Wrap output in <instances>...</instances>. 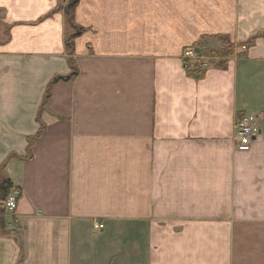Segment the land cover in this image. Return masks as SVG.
<instances>
[{"label":"crops","instance_id":"1","mask_svg":"<svg viewBox=\"0 0 264 264\" xmlns=\"http://www.w3.org/2000/svg\"><path fill=\"white\" fill-rule=\"evenodd\" d=\"M64 7L0 0V167L21 192L0 264H264V37L200 80L184 59L264 34V0H81L72 55ZM246 113L262 129L241 147Z\"/></svg>","mask_w":264,"mask_h":264},{"label":"trees","instance_id":"2","mask_svg":"<svg viewBox=\"0 0 264 264\" xmlns=\"http://www.w3.org/2000/svg\"><path fill=\"white\" fill-rule=\"evenodd\" d=\"M79 2H80V0H69L68 5L65 9V14H66V17L68 19V22L70 24H72V26L74 28H76L75 29L76 33L70 34L67 37V48H68V52L70 53V55H72V53H73V47H74L73 40L75 38L79 37V35L82 32L81 29L77 28L76 26H74V23H72L75 19V11L79 5ZM260 37H264V34H261L258 37L251 39L247 43L241 44V45L236 47L232 43V41L229 37L218 36L216 39L221 42L223 47L221 49H217V50L200 51L199 56L201 57L202 60L207 59L210 61V63L214 62L216 66L220 67V66H223L226 64V60L228 58L233 57L235 55L237 48H245L248 50L255 45L256 40ZM216 59H219L220 62L217 61V63H216V61H215ZM69 64L71 67V74L67 77H57L54 79L53 83H56L59 81L70 82V81H73L77 77L78 70H77V66L75 64V61L70 58ZM185 68L188 72V75L193 77L196 80H200L201 78H203V76L205 75L206 70H207L206 68L202 67L201 62H197V63L193 64V63L186 61ZM50 95H51L50 88H48V90L45 94V97H44L42 110L45 109V106H46V104L50 98ZM38 121H40V118H38ZM42 131H43V125H42L39 133L35 137L29 139L26 157L18 158L16 156H12L11 158L15 157L21 161L30 160L32 158V149H33L34 143H35L36 139L39 137V135L42 133ZM6 167H7V162L0 167V205L1 206H3V205L6 206V203H7L9 196L16 190L14 184L7 177ZM18 191L20 192V190H18ZM19 194H20L19 195V199H20L21 192Z\"/></svg>","mask_w":264,"mask_h":264},{"label":"built area","instance_id":"3","mask_svg":"<svg viewBox=\"0 0 264 264\" xmlns=\"http://www.w3.org/2000/svg\"><path fill=\"white\" fill-rule=\"evenodd\" d=\"M184 59L195 63L201 62L203 68H208L210 66L208 61L205 59L202 60L194 49L187 50L184 53ZM235 129L236 144L241 147H248L252 145L255 139L260 135L262 119L256 114L246 113L243 118L236 123ZM19 195L18 191H14L7 200L6 209L11 217H14L17 211ZM98 228H103V226H99Z\"/></svg>","mask_w":264,"mask_h":264},{"label":"rangeland","instance_id":"4","mask_svg":"<svg viewBox=\"0 0 264 264\" xmlns=\"http://www.w3.org/2000/svg\"><path fill=\"white\" fill-rule=\"evenodd\" d=\"M80 1H81V0H80ZM64 2H65V7H64V10H65L66 7H67V5H68L69 0H64ZM79 4H80V2H79ZM75 13H76V11H75ZM72 23H74V26H76V21H75V20H74ZM68 26H69V28L72 30V33H71V34L76 33V30H75L76 28H74V27L72 26V24H70V23L68 22ZM76 27L82 30L81 34L79 35V37H81L82 34H83V32H84L85 30H84L83 28L78 27V26H76ZM79 37L75 38L74 40L78 39ZM74 40H73V42H74ZM217 60H218V62H220L219 59H216L215 61H217ZM188 62H190V61H188ZM190 63H191V62H190ZM194 64H195V62H194Z\"/></svg>","mask_w":264,"mask_h":264},{"label":"water","instance_id":"5","mask_svg":"<svg viewBox=\"0 0 264 264\" xmlns=\"http://www.w3.org/2000/svg\"><path fill=\"white\" fill-rule=\"evenodd\" d=\"M196 53H200V50H199V49H197V50H196ZM260 133H261V132H260ZM255 140H256V139H255Z\"/></svg>","mask_w":264,"mask_h":264}]
</instances>
